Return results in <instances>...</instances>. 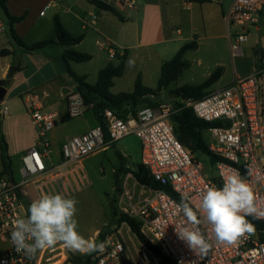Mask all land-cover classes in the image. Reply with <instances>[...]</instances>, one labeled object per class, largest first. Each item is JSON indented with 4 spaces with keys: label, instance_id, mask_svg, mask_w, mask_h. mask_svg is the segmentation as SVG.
<instances>
[{
    "label": "built area",
    "instance_id": "built-area-1",
    "mask_svg": "<svg viewBox=\"0 0 264 264\" xmlns=\"http://www.w3.org/2000/svg\"><path fill=\"white\" fill-rule=\"evenodd\" d=\"M209 1L218 3L221 0ZM55 5L56 2L52 1L46 9ZM127 5L129 8L136 7L133 0H127ZM262 11V0L234 1L225 17L228 24L241 27L235 40L231 36L233 56L243 55V45L248 40L247 28L260 23ZM97 20V16L90 15L86 25L92 27ZM5 31L7 26L0 18V34ZM99 45L111 59L119 54L106 40ZM66 99V115L74 118L85 113L87 106L80 93L70 90ZM181 107L192 109L199 119L206 122H219L218 126L208 130L214 138L210 142V151L218 157L214 163L217 177L204 175L196 155L177 138L172 117ZM0 113L7 115L8 108L4 107ZM30 116L36 129L37 142L22 157L21 178L9 175L0 177V241L6 245L0 255V264L39 262L40 251L35 256H26L15 250L11 240L13 220L27 215L25 189L31 187L37 199L44 193L66 196L69 194L66 187L74 188L72 184L77 181V174L83 169L86 158L113 147L129 135H135L140 140V162L150 175L180 198L187 195L190 206L198 216L201 194L205 188L221 187L223 176L234 170L252 186L258 198H264V66L256 68L250 76L237 78L226 87L209 91L198 100L181 98L174 103L145 106L136 115L129 114L127 117L105 109L104 126L98 125L64 142L61 146V162L58 164L52 163L50 159L52 143L49 134L61 120L60 116L40 108L32 110ZM136 185L140 187L138 193L123 188L120 206L129 216L140 220L141 233L172 264H264V219L246 217L255 226L254 234H245L239 242L231 245L213 240V247L208 254L197 257L175 232V226L185 220L176 207L180 202L165 189H154L140 185L137 181L134 187ZM101 242L106 244L105 251L95 254V264H123L126 260H135L130 251L131 246L117 240L115 235H108ZM139 245L140 249L133 246L137 257L134 264H159L146 246L140 242Z\"/></svg>",
    "mask_w": 264,
    "mask_h": 264
},
{
    "label": "rangeland",
    "instance_id": "rangeland-1",
    "mask_svg": "<svg viewBox=\"0 0 264 264\" xmlns=\"http://www.w3.org/2000/svg\"><path fill=\"white\" fill-rule=\"evenodd\" d=\"M55 1L58 3L57 7L46 9L43 3L28 7L30 16L24 25L29 26L31 22L38 23L37 28L32 31V35L28 36V43L33 44L49 40L48 26L50 25L53 27L55 16L59 15L63 16L65 20L66 18L72 20L74 19V12L78 10L74 4L79 1V8L85 10L86 5L89 3L87 0H84V2H81L80 0H66L67 2L63 0ZM98 10L102 12L99 8ZM41 12H44V16H41ZM108 15L111 20L110 26H107L108 31H110L111 34L117 35L119 33L118 26L122 25L123 31L120 32V38L125 40L130 39L131 36L128 29L132 28V25L128 22L135 19V12L131 11L129 15H127V13H123V16L127 19V23L121 22L113 14ZM41 23L43 27H40ZM263 26L264 23L262 24V28ZM93 27H88V31L93 32ZM235 33L236 31L233 30V40H235L236 37ZM262 35L264 36V33ZM53 38L56 42L57 39L55 32ZM104 40L105 37L103 35L94 33V35H92V37L84 43L83 49L88 50L89 52H94L95 59L93 61L82 63L72 62L74 71L80 73L87 72L90 74L88 80L91 84H95L98 81L99 70L101 68L111 63H117L115 59H111L109 57L107 51L100 48L99 43ZM224 41L225 40H220V43H225L226 41ZM197 42L200 45V49L197 52L196 50L190 51L187 55H185V60L189 63V67L183 71L179 79L172 82L168 88L160 93L159 96L146 99L144 105H148L150 103H174L175 101H180L181 98L174 95L173 91L185 85L197 86L204 83L210 75L218 69L214 65L215 60H217L216 58H218V60L222 59L225 63L223 67L224 69L222 68L223 83H231L238 77H245L252 72L254 68L260 66L258 64L256 65L254 55L252 53L249 55L245 49L243 51V55L233 56L232 51L228 53L226 49H224L216 55V57H213V55H210L211 53L208 51V40H197ZM245 45L246 44H244L243 47ZM64 50V46L54 44L35 53L25 52V55L22 58L24 69L22 71L15 72L10 79L7 78L6 80L5 89L9 92L0 104V109L3 110L6 106L9 109V114L17 116L26 111L27 99H34V97H38L40 100H45L50 105H53L54 109L51 110H57L60 113H65L67 111V105L62 98L58 99L61 90L60 86H68L71 90H75V86L62 62ZM199 59H202L204 64L201 65L198 62ZM137 66L138 64L135 62V65L129 68L128 72L122 78L116 80V87L114 91H133ZM62 72H64L63 76L61 75ZM63 77L67 79V81H63ZM152 78L153 77L151 76L150 83L146 85L147 87L154 88L157 86L158 79L153 81ZM216 87L217 85L214 84L209 90H214ZM45 94H48L49 99L45 98ZM52 99H54V101ZM92 118V111L85 110V113L80 117L71 118L66 122L59 121L57 129L53 132L54 138L51 136L49 137L50 139L52 138L51 140L56 143V145H60L65 140L81 134V130L86 125V120L92 121ZM28 123H31V118L28 120ZM5 128L6 126L1 123L2 135L4 134L3 129ZM204 135L209 143L214 140L210 131H205ZM1 152L0 147V156ZM118 152L127 159V169H131V171L135 170V165L141 161L140 140L135 135H129L118 141L114 147L109 148L106 151L90 155L84 160V167L79 170L77 174V181L72 184V188H74L71 189L70 186L66 187L68 190L67 192L70 194V196L67 194L66 197L74 198L78 202L76 205L77 213L75 216L78 222L77 230L85 238H90L95 241L97 240L99 232L110 223V220L112 219L111 212L114 208L116 213L115 221H117L121 215L127 214L120 206L122 195L119 197L117 202L112 201L116 174L120 168V163H122L117 156ZM195 155L203 167L202 171L204 175L209 178L218 176L217 168L207 155L203 153H196ZM50 158L53 159L55 163L58 162L57 153L52 152ZM12 162L14 175L17 179H20L22 167L21 159L19 157H14L12 158ZM1 168L0 157V170ZM120 177L124 190H135L137 193L140 191L139 186L136 185V187H134V181L136 178L132 172H128L127 174L120 173ZM116 228V232L113 235H115L117 240L125 241L131 246L130 251L135 257L134 261H136L137 257L135 251L133 250V246L140 249L137 237L133 234L126 223H122ZM40 252L41 256L38 264H63L69 259V255L73 251L67 249L62 243H57L55 246L46 248ZM73 253L83 255L79 252ZM134 261L132 262L135 263Z\"/></svg>",
    "mask_w": 264,
    "mask_h": 264
},
{
    "label": "crops",
    "instance_id": "crops-1",
    "mask_svg": "<svg viewBox=\"0 0 264 264\" xmlns=\"http://www.w3.org/2000/svg\"><path fill=\"white\" fill-rule=\"evenodd\" d=\"M52 1L55 0H8L7 6L11 15L15 17L25 16V19L21 23L14 25V29L17 32V34L26 43H28L27 42L28 36L32 35L31 34L32 31L37 28V24H38L35 22H31L29 26L24 25L26 24L30 16V11L28 10V7L43 3L44 7L46 8V6ZM63 1L67 2L66 0ZM80 1L84 2V0H80ZM102 1L114 6L116 9H118V11L122 14V16L123 13H127V15H129L131 11L135 12V19L128 22L129 24L132 25V28L128 29L131 38L127 40L120 38V32L123 31L122 25L118 26L119 33L117 35L111 34L110 31H108L107 26H110L111 24V20L108 14L111 13L106 12L90 3L86 5L85 10L80 9L79 1H77V3L74 4L75 7L78 9L76 12H74V19L71 20L69 18L68 19L66 18L65 20L63 16L57 15L59 16L61 22L66 27V29L72 35L76 37L77 36L84 37L83 41L80 44H77L75 46H64L65 50L74 49L82 53L90 54L92 56L91 61H93L95 59V53L92 51L89 52L88 50H84L83 45L89 38L92 37V35H94V33L103 35L105 37V40L111 43L117 49L120 55L123 54L125 49L129 51L128 59L129 57H132L134 58L135 62L138 64L135 73L134 83L136 82L137 77L140 75L142 77V81L145 86L148 85V83H150L151 76L153 77L152 78L153 81H156V79H158L157 81L159 82V79L161 77V69L164 62L171 60L185 44L193 41L197 42V40L199 41H202L204 39L208 40L209 41L208 51L211 53L210 55L216 57V55H218L224 49H226L228 53L231 52L232 51L231 36H233L232 31L235 30L236 31L235 34L241 32L240 26H238L237 24H233V25L228 24V22L225 19L227 13L229 12L235 0H221L218 3L211 2L209 0H133L136 3L135 8H129L127 5V0H102ZM262 1H263V11L261 14L260 23L257 26L247 28L248 40L245 43L246 45L243 47V51L245 49L249 55L251 53L254 55V60L256 65L257 64L260 65L257 66L256 68H260L264 66V36L262 35L264 33L263 32L264 26L262 28V24L264 23V0ZM57 6L58 3L56 2V5L53 7H57ZM98 8L102 10V12H100ZM90 15L98 17L96 26L95 25H94L95 27L92 26L94 30L93 32H89L88 31L89 28L86 25V20L89 19L88 17ZM0 18L4 20L7 26V31L0 34V81H6L7 73L12 66H15L17 71H22L24 69L22 58L25 55V52L19 49L17 46H15V44L13 43V40L9 35V23H8L9 21L3 15L1 9H0ZM126 20L127 19L124 17V21L121 20L120 21L123 23H127ZM40 27H43L42 23L40 24ZM48 28H49L48 35L50 37L49 41L55 42L53 38L55 32L54 22H53V27L49 25ZM220 40H225L226 42L224 41L225 43H220ZM199 49H200V45L198 44V48L196 52ZM3 50H9L10 54L3 56L1 54ZM187 53L185 55H187ZM216 59L217 60H215L214 65L217 68H223L225 65L223 60L222 59L218 60V58ZM198 62L201 65L204 64V61L202 59H199ZM18 66H20V70H18ZM71 66H73L72 63ZM105 67L101 68L100 70L104 69ZM72 68L74 70V67ZM129 68L131 67H129L126 62L125 74L128 72ZM256 68H254L253 71L250 72L245 77L252 75ZM74 72L79 76H85L86 81L89 83L88 80L90 77L89 73L87 72L80 73L76 71ZM61 75L63 76L64 72H62ZM120 78H115L114 80V86L111 89L112 93L114 94L123 92V91H114L116 87V80ZM238 78H243V77H238ZM63 81H67V79L63 77ZM231 83H223V76H221V78L216 83H214L217 85L215 89L226 87ZM5 85L2 87L5 88L6 87ZM74 86H75V90H71L68 86H63V85L60 86L61 90L58 99L62 98L66 103L67 93L70 90L77 91L75 83ZM6 91L7 92L4 99L6 98L9 92L8 90ZM45 95H46L45 98L49 99L48 94ZM52 100L54 101V99ZM36 108H40L45 112L57 113L61 118L60 121H62L63 116H65L67 113V111L65 113H60L57 110H51L54 109L53 105H50L45 100H40L38 97H34V99H27L26 111L22 114L14 116L12 114H9V109H8L7 115L4 116L2 114L1 123L6 126V128L3 129L4 131L3 135L8 144V154L11 157V159L14 157H19L22 160V157L25 155V153L30 148L34 147L37 142V133L32 123V120L31 123H28V120L31 118L30 112ZM92 114H93L92 121L86 120V125L81 130V134L87 133L88 131L99 125L98 119L93 111ZM56 129H57V125L50 132L49 136L53 137V132ZM66 141L67 140H65L64 142ZM64 142H62V144ZM51 143H52V152L57 153L58 162L55 163L53 159L51 158L50 159L52 163L58 164L61 162L62 144L56 145V143H54L52 140ZM1 166H2V160H1ZM1 172H2V168L0 170V173ZM134 182H136V180ZM25 190H26L25 193L27 196V202L31 203L33 200L37 199V194L31 187H27ZM5 249H6V245L0 241V255Z\"/></svg>",
    "mask_w": 264,
    "mask_h": 264
},
{
    "label": "trees",
    "instance_id": "trees-1",
    "mask_svg": "<svg viewBox=\"0 0 264 264\" xmlns=\"http://www.w3.org/2000/svg\"><path fill=\"white\" fill-rule=\"evenodd\" d=\"M90 4L99 7L100 9L115 15L121 21H124L122 14L114 6L102 1V0H87ZM8 0H0V9L6 19L9 21V34L13 40L15 46L27 53H35L39 50H43L51 45L60 44L63 46H75L83 41V36L72 35L61 22L59 16L54 18V28L57 36V42L53 41H41L34 44L26 43L15 31L14 25L21 23L25 16L15 17L10 14L7 6ZM198 43L196 41L185 44L178 53L169 61L164 62L161 69V77L159 79L156 88L147 87L142 81V77L139 75L136 79L135 86L132 92H120L118 94L112 93L111 89L114 86L115 78H120L125 74L126 62L128 59L129 51L124 50L123 54H116V64H109L104 69L100 70L98 81L92 85L86 81L85 76H79L72 69L71 63L89 62L92 60V56L87 53H82L74 49H67L62 55L63 65L76 85V90L82 96L86 111H93L98 119L99 125L104 126V116L101 115L102 108L110 109L116 112L121 117H127L129 114L136 115L137 111L145 106H156L159 103H150L144 105L146 99L150 97H157L160 93L168 88L172 82H175L182 75L183 71L189 67V63L185 60V54L188 51L197 50ZM257 53V51H256ZM3 56L10 54L9 50H3L1 52ZM20 70V66H18ZM222 68H218L204 83L201 85H185L173 91V94L183 99H201L209 93L210 87L216 83L222 76ZM6 84V81H0V88ZM71 117L68 115L63 116L62 121L66 122ZM172 121L175 127V134L179 141L195 155L196 153H203L209 157L214 164L218 157L210 151V143L205 138V131L210 128L218 126L219 122H206L199 119L194 111L190 108L181 107L173 115ZM115 146V145H114ZM0 147L2 151V172L0 177L9 175L14 178L13 162L8 154V144L4 136L0 132ZM117 156L122 161L120 168L116 174L115 189L112 201L117 202L119 197L123 193V185L120 177V173L127 174L132 172L137 182L140 185L152 187L154 189H165L173 198L181 201V198L175 194L171 189L163 187L157 182L148 172V170L139 162L135 165V170L127 169V159L121 154L117 153ZM30 202H26V206L30 205ZM115 210V208H114ZM113 210V211H114ZM111 212L112 219L110 223L99 232L97 243L103 241L108 235L116 232V227L122 223H126L133 234L137 237L138 241L147 247L152 252L155 259L159 264H172V261L165 257L160 249L153 244L141 233L140 220L136 217H131L128 214L121 215L117 221H115L116 213ZM116 223V224H115ZM96 253L78 255L73 252L70 253L69 259L63 264H95L93 257ZM123 264H134L129 260L124 261Z\"/></svg>",
    "mask_w": 264,
    "mask_h": 264
},
{
    "label": "clouds",
    "instance_id": "clouds-1",
    "mask_svg": "<svg viewBox=\"0 0 264 264\" xmlns=\"http://www.w3.org/2000/svg\"><path fill=\"white\" fill-rule=\"evenodd\" d=\"M127 65L133 67L134 58L129 57ZM77 203L76 199L60 193H44L33 200L27 215L12 222L11 240L15 250L32 257L38 251L62 243L67 249L81 254L103 253L105 242L85 238L77 230ZM176 207L185 220L175 226V232L197 257L208 254L213 240L231 245L245 234H254L255 226L246 217L264 219V198H258L252 186L235 170L223 176L221 187L205 188L201 194L199 216L190 206L187 195H182Z\"/></svg>",
    "mask_w": 264,
    "mask_h": 264
},
{
    "label": "water",
    "instance_id": "water-1",
    "mask_svg": "<svg viewBox=\"0 0 264 264\" xmlns=\"http://www.w3.org/2000/svg\"><path fill=\"white\" fill-rule=\"evenodd\" d=\"M16 71H17L16 67L12 66L10 68V71H9V74H8L7 78L10 79L15 74ZM6 92L7 91H6V89L4 87L0 88V104L3 101V99H4L5 95H6ZM104 111H105V109L102 108L101 115H104ZM1 117H2V114L0 113V132H1Z\"/></svg>",
    "mask_w": 264,
    "mask_h": 264
}]
</instances>
